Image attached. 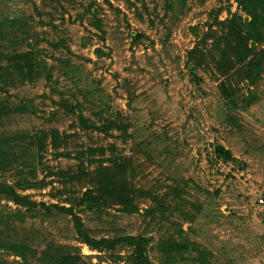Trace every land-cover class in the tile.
Returning a JSON list of instances; mask_svg holds the SVG:
<instances>
[{
  "label": "rangeland",
  "instance_id": "obj_1",
  "mask_svg": "<svg viewBox=\"0 0 264 264\" xmlns=\"http://www.w3.org/2000/svg\"><path fill=\"white\" fill-rule=\"evenodd\" d=\"M0 55V184L41 183L0 196V264H133L63 208L155 264H264V0H0Z\"/></svg>",
  "mask_w": 264,
  "mask_h": 264
},
{
  "label": "trees",
  "instance_id": "obj_2",
  "mask_svg": "<svg viewBox=\"0 0 264 264\" xmlns=\"http://www.w3.org/2000/svg\"><path fill=\"white\" fill-rule=\"evenodd\" d=\"M5 36V34H3ZM260 35H258L259 37ZM239 39L241 41V35L239 34ZM257 37V38H258ZM29 51L26 52L21 57V62L19 64H23V68L26 69L27 74L30 73L31 70H33L34 65L37 63L35 61V54H34V45L30 43L29 45ZM197 53V50L192 51L189 53L191 55V58L189 57V66L192 64V61L194 58H192ZM2 57V55H0ZM190 59H193L190 61ZM16 60V58L14 59ZM191 68V74H196V66L193 63ZM252 67V66H251ZM23 72V71H22ZM12 112V111H11ZM25 112H31L28 106L23 105L19 108L14 109V113H25ZM42 137H35L34 139H41ZM2 150L0 149V152ZM215 154L220 159H223L228 162H233L235 164H239L240 160L233 156L232 152L228 149H226L222 145H217L215 147ZM41 187V183L34 181H19L16 184V187L8 186L0 184V196H5L8 200L15 202L16 204L29 206L32 205L31 202H29L28 198L23 197L19 190H31V189H39ZM80 205H82L85 209L88 210H94L97 208H101L104 206V203L101 202L99 198H97L92 190H87L84 194L82 199L80 200ZM66 210L69 214L72 215L75 230L78 233L79 237L82 239V241L87 244L92 250L97 251H114L117 249L118 246L122 245H128L129 247L133 248V254H132V260L133 264H155L153 263L148 254H147V246L149 243V240L143 236H125V237H118L115 239H108L103 238L101 240H97L94 238H91L88 233L83 229V225L81 222V219L73 213V211L70 209H61ZM19 247L23 248L21 245H18ZM19 256H23L21 252L16 251ZM39 260L46 264H91L87 263L82 255L78 252H68V247L64 246H48L41 254V257H39Z\"/></svg>",
  "mask_w": 264,
  "mask_h": 264
}]
</instances>
